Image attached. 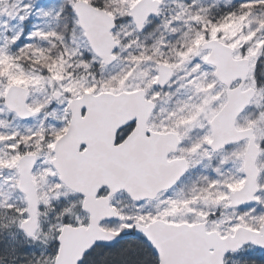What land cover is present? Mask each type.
I'll use <instances>...</instances> for the list:
<instances>
[{"label":"snow or ice","instance_id":"obj_1","mask_svg":"<svg viewBox=\"0 0 264 264\" xmlns=\"http://www.w3.org/2000/svg\"><path fill=\"white\" fill-rule=\"evenodd\" d=\"M0 264H264V0H0Z\"/></svg>","mask_w":264,"mask_h":264}]
</instances>
